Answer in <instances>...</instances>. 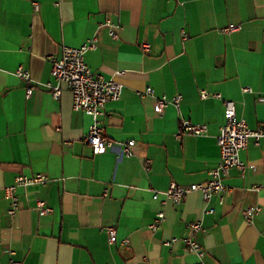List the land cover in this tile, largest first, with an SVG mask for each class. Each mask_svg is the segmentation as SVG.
Returning a JSON list of instances; mask_svg holds the SVG:
<instances>
[{"label": "crops", "instance_id": "1", "mask_svg": "<svg viewBox=\"0 0 264 264\" xmlns=\"http://www.w3.org/2000/svg\"><path fill=\"white\" fill-rule=\"evenodd\" d=\"M57 1L0 0V264H196L181 241L165 244L189 236L195 221L206 228L193 236L206 250L204 264H264V137L241 151L247 171H230L223 202L216 195L206 203L200 192L165 207L153 198L172 181L209 180L220 160L224 99L234 100L251 128L264 122V0ZM108 21L118 26V39ZM229 24L241 29L222 32ZM94 36L98 48L86 53V63L124 84L100 126L111 138L136 140L129 158L95 154L85 141L92 117L73 108L67 88L55 99L46 86L55 83L49 56ZM19 66L32 76L29 97L27 82L14 73ZM148 86L159 96L182 94L180 107L169 104L158 115L155 98L139 94ZM203 90L223 99L202 98ZM181 118L207 124L208 132L178 138ZM38 173L50 181L19 186L20 209L10 216L4 188L18 175ZM39 201L53 211L41 215ZM257 205L248 223L243 210ZM162 208L166 220L154 232L149 225ZM109 225L116 227L114 243Z\"/></svg>", "mask_w": 264, "mask_h": 264}, {"label": "built area", "instance_id": "2", "mask_svg": "<svg viewBox=\"0 0 264 264\" xmlns=\"http://www.w3.org/2000/svg\"><path fill=\"white\" fill-rule=\"evenodd\" d=\"M61 0L56 2L59 5ZM36 10L39 9V3L33 1ZM105 26L109 29V34L112 38L118 39V26L108 21ZM241 29L240 24H229L221 29L224 33H232ZM185 35V34H184ZM186 38V35L185 37ZM98 38L94 36L87 39L78 47L68 45L62 46L60 55L52 54L49 59L52 63L51 73L55 83H46L47 88L55 99H59L64 88H67L72 94V105L77 111H83L92 117V124L89 131L85 135V141L89 143L95 154H101L108 150L116 152L118 158L132 157L135 155L134 146L135 139L119 140L111 138L103 133L100 126V116L104 114V109L108 102L118 101L122 97L124 84L114 78H107L103 73L92 70L86 63V53L90 50L98 48ZM145 50H149V44L143 43ZM19 78L27 82L26 95L29 97L33 92V81L29 70L19 66L14 72ZM124 72H118L122 75ZM243 92H252V88L244 86ZM142 97L152 96L155 98L154 110L158 115H162L164 109L169 104L180 107L183 99L182 94H176L172 97L166 95H157L156 90L152 86H148L145 91H140ZM223 99L221 93H210L206 90L201 92L202 98L209 96ZM259 102L264 104V96H259ZM225 122L220 127V132L217 135V142L220 149V160L217 166L209 171L210 178L205 182L179 184L172 181L169 187L164 191L155 190L153 194L154 200L160 202L162 207L169 203H179L189 194L200 192L206 203L210 202L214 196H219L220 201H224L226 194L231 192L232 188L225 182V178L229 175L232 169H237L242 175L247 171V164L241 158V151L246 149L250 139H254L257 144L264 137V122L257 128H251L247 121L239 118L236 112L234 100L224 99ZM208 132V125L204 123H193L189 119L181 118L179 130L176 134L178 138L184 134L203 135ZM152 160L144 159V168L149 171L152 168ZM50 178L47 174L38 173L34 175H18L13 184L4 188L5 197L9 200L7 213L14 216L20 209V201L17 195L19 186H29L38 184H47ZM261 185L253 186L254 190H260ZM37 209L41 215L50 214L53 209L44 201H39ZM260 207L249 206L243 210L244 217L248 223H252L254 217L259 213ZM205 213H212L213 209L207 207ZM166 220L164 208L160 209L154 220L149 225L152 231H157L162 227ZM191 234L189 236L178 238L174 237L165 241L166 245H172L181 241L185 248L198 256L199 261L196 264H204L206 250L193 237L197 232H206V228L202 222L195 221L190 224ZM109 241L114 243L117 239L116 227L109 225L105 227ZM10 264H22L21 262L11 259ZM189 264V263H188Z\"/></svg>", "mask_w": 264, "mask_h": 264}]
</instances>
